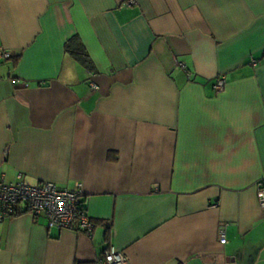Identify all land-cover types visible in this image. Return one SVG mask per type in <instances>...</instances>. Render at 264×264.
Here are the masks:
<instances>
[{"label":"crops","instance_id":"1","mask_svg":"<svg viewBox=\"0 0 264 264\" xmlns=\"http://www.w3.org/2000/svg\"><path fill=\"white\" fill-rule=\"evenodd\" d=\"M128 1L0 0V176L81 185L95 223L5 219L0 264H99L109 246L126 264H264V0ZM74 36L92 73L64 52Z\"/></svg>","mask_w":264,"mask_h":264},{"label":"built area","instance_id":"2","mask_svg":"<svg viewBox=\"0 0 264 264\" xmlns=\"http://www.w3.org/2000/svg\"><path fill=\"white\" fill-rule=\"evenodd\" d=\"M134 5V0L128 1ZM10 59V54L0 48V61ZM261 61H264V51ZM258 61H251L256 66ZM179 67L184 69L183 64ZM92 91H97V86L89 83ZM225 85L224 77H218L214 83V90L220 92ZM15 184H7L0 176V222L12 219L22 212L29 213L33 217H43L49 228L72 230L78 233L90 235L94 229L93 222L88 218L83 204L81 185H76L73 190L57 187L53 183H44L39 186H28L20 181ZM256 198L259 207L264 210V189L262 183L256 185ZM220 244H225V226L219 228ZM99 264H126L121 253L113 247H107L103 252Z\"/></svg>","mask_w":264,"mask_h":264},{"label":"trees","instance_id":"3","mask_svg":"<svg viewBox=\"0 0 264 264\" xmlns=\"http://www.w3.org/2000/svg\"><path fill=\"white\" fill-rule=\"evenodd\" d=\"M64 52L69 55L85 71L92 73L93 64L77 36L72 37L64 44ZM95 225V223H93Z\"/></svg>","mask_w":264,"mask_h":264}]
</instances>
